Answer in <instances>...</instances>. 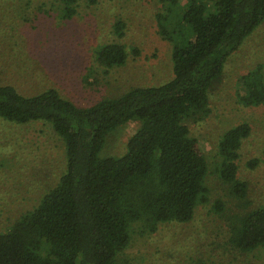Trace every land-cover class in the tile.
<instances>
[{
    "label": "trees",
    "instance_id": "16d2710c",
    "mask_svg": "<svg viewBox=\"0 0 264 264\" xmlns=\"http://www.w3.org/2000/svg\"><path fill=\"white\" fill-rule=\"evenodd\" d=\"M77 2L58 0L62 19L76 13ZM157 2L158 33L171 43L172 77L164 83L134 86L89 106L75 105L54 88L23 95L0 83V118L46 122L65 154L55 185L0 231V264H121L133 231L149 235L163 223H186L199 204L209 201L208 163L186 120L208 114L209 91L228 55L264 20V0ZM123 28L120 20L113 24L118 36ZM127 57L117 42L96 50V61L107 68L122 66ZM238 79L237 102L264 106L262 65ZM130 121L137 127L124 152L102 156L106 135ZM249 133L246 122L225 130L213 169L244 206L249 201L237 160ZM214 202L213 211L222 212L221 201ZM226 221L228 247L251 252L264 246V205L227 215Z\"/></svg>",
    "mask_w": 264,
    "mask_h": 264
},
{
    "label": "rangeland",
    "instance_id": "374dc122",
    "mask_svg": "<svg viewBox=\"0 0 264 264\" xmlns=\"http://www.w3.org/2000/svg\"><path fill=\"white\" fill-rule=\"evenodd\" d=\"M160 11L157 0H78L76 13L62 19L58 0H0V83L23 95L54 88L77 106L134 86L162 84L172 70L171 43L158 33ZM118 20L124 24L120 36L113 30ZM111 42L128 53L122 66L107 68L96 61L98 47ZM258 64L264 76V20L228 55L209 91L208 114L186 120L208 163L209 201L186 223H163L149 235L133 231L121 264H264V246L240 252L228 247L223 235L227 215L264 205V106H244L235 97L239 76ZM242 122L250 126L237 160V176L246 183L245 206L213 171L221 134ZM136 127L130 121L108 133L100 154H122ZM64 168L63 142L49 124L0 118V231L32 209ZM217 200L222 212L212 209Z\"/></svg>",
    "mask_w": 264,
    "mask_h": 264
}]
</instances>
